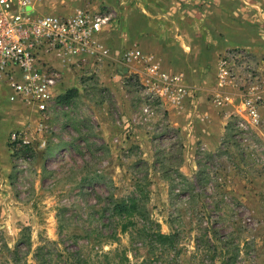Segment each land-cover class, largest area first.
<instances>
[{"label":"rangeland","instance_id":"rangeland-1","mask_svg":"<svg viewBox=\"0 0 264 264\" xmlns=\"http://www.w3.org/2000/svg\"><path fill=\"white\" fill-rule=\"evenodd\" d=\"M71 68L78 82L62 92L78 93L47 118L0 100V264H264V126L245 134L224 115L218 148L199 147L186 176L194 157L165 107L128 127L140 89L126 85L129 117L99 70ZM16 132L26 153L11 143ZM133 197L142 215L122 233L113 207ZM157 230L174 234L175 248L152 241Z\"/></svg>","mask_w":264,"mask_h":264},{"label":"crops","instance_id":"crops-1","mask_svg":"<svg viewBox=\"0 0 264 264\" xmlns=\"http://www.w3.org/2000/svg\"><path fill=\"white\" fill-rule=\"evenodd\" d=\"M33 9L42 15L60 16L77 11H112L115 28L106 29L100 36L107 55L98 70L102 85L112 90L129 117L133 105L128 99L132 95L125 92L121 80L131 75L132 69L118 67L114 79L109 71V64L120 59L125 50L138 47L162 71L182 77L189 94L181 106L166 104L165 109L168 128L178 131L194 157L191 160L187 155L180 167L186 176L190 175L189 166L195 165L194 153L199 147L210 151L218 148L227 114L234 110L226 107L222 115V109L209 101L217 89L220 54L231 48L249 52L252 63L261 71L264 98V0H34ZM54 64L64 74V82H78L70 62ZM79 68L95 72L96 62L88 59ZM134 68L142 70L141 65ZM128 116L123 121H128ZM6 160V150L1 146L0 161L4 164Z\"/></svg>","mask_w":264,"mask_h":264},{"label":"built area","instance_id":"built-area-1","mask_svg":"<svg viewBox=\"0 0 264 264\" xmlns=\"http://www.w3.org/2000/svg\"><path fill=\"white\" fill-rule=\"evenodd\" d=\"M33 1L0 0V100L35 109L44 119L66 107L59 101L66 94L62 92L64 75L55 61L70 62L79 68L88 59H94L97 72L107 55L100 36L113 27L114 15L108 10L77 11L62 17L33 14L27 12L35 10ZM134 65H141L142 70ZM109 66L114 67L117 75L118 67L132 69L121 84L127 89L129 82L140 89L138 93L143 98L139 117L132 116L128 127L150 124L162 107L181 106L189 94L180 75L162 71L138 47L125 50ZM255 66L250 53L243 48H231L220 54L217 89L211 96L216 108H234L227 112V118L235 120L233 124L245 134L264 126L263 80L256 74ZM11 143L31 148L23 133H12Z\"/></svg>","mask_w":264,"mask_h":264},{"label":"trees","instance_id":"trees-1","mask_svg":"<svg viewBox=\"0 0 264 264\" xmlns=\"http://www.w3.org/2000/svg\"><path fill=\"white\" fill-rule=\"evenodd\" d=\"M77 93V89H71L67 91L65 95L61 96L59 101L63 104H69L72 102ZM29 150V146L22 147V151L25 153ZM113 213L119 216L123 221L121 232L125 233L127 232L128 228H130V226L135 225V221H133L134 217L142 215V208L139 200L136 197H133L115 204L113 207ZM152 241L165 247L168 246L170 248H175L176 236L174 234H164L161 233L160 230H157L154 233ZM40 249L41 248H39V250Z\"/></svg>","mask_w":264,"mask_h":264}]
</instances>
